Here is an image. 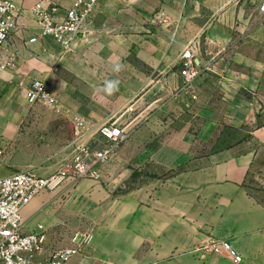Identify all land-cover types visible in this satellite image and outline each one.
I'll return each mask as SVG.
<instances>
[{"label": "crops", "instance_id": "0c3cea01", "mask_svg": "<svg viewBox=\"0 0 264 264\" xmlns=\"http://www.w3.org/2000/svg\"><path fill=\"white\" fill-rule=\"evenodd\" d=\"M38 1L15 0L30 29L9 41L16 67L0 71V178L48 176L60 163L54 152L64 151L65 165L77 119L96 148L107 122L127 134L98 180L42 193L22 210L23 232L46 237L40 260L91 233L70 264H234L196 255L204 238L230 242L239 264H264V0H102L69 50L50 37L27 43ZM188 46L200 69L196 100L180 89ZM116 63L119 91L107 96ZM35 79L55 108L28 104ZM53 130L64 147L23 142ZM246 133L255 147H246Z\"/></svg>", "mask_w": 264, "mask_h": 264}, {"label": "built area", "instance_id": "2783aa9c", "mask_svg": "<svg viewBox=\"0 0 264 264\" xmlns=\"http://www.w3.org/2000/svg\"><path fill=\"white\" fill-rule=\"evenodd\" d=\"M63 0H41L31 9L35 17L36 33L27 43L34 44L43 37H50L63 49L69 50L73 37L88 33V23L102 0H69V7L64 8ZM65 10V11H64ZM264 12V1L260 6ZM22 8L15 0H0V71L12 70L16 67V52L9 47L14 34L24 29L20 25ZM200 75L195 63V53L191 46L185 48L181 56V90L197 99L193 84ZM40 85V87H36ZM29 105L45 104L56 107L54 96L46 83L35 79L27 89ZM84 123L77 119V137L72 141L74 153L69 161L48 176H38L30 172L20 171L0 178V264H70L81 250L92 241V234L75 233L71 245L53 250L45 257L48 247L43 234L23 232L22 210L36 197L45 192H55L69 183L75 184L83 179L98 180L103 166L115 153L116 149L127 139L122 125L116 121L103 124L97 131L98 147L89 145L84 140ZM199 256L220 255L230 259L234 264L242 262V256L230 242L222 239L204 238L193 249Z\"/></svg>", "mask_w": 264, "mask_h": 264}, {"label": "rangeland", "instance_id": "374dc122", "mask_svg": "<svg viewBox=\"0 0 264 264\" xmlns=\"http://www.w3.org/2000/svg\"><path fill=\"white\" fill-rule=\"evenodd\" d=\"M49 110H51V109H49ZM73 123H74V121H73ZM75 131H76V122L74 123V133L72 135H71V133L68 134V140L71 141V140H74L77 137V132H75ZM54 132L55 131L53 130L52 135H49V134L40 135L39 133H37L36 136H30V137H28V136L24 137L23 136L22 137L23 138V142L26 143V146H29L27 144H35L36 145L35 147H43V145H44V143L46 141H50L51 143L54 144V147H64V136L56 135ZM227 134H228L227 136L229 137L230 133L228 132ZM223 137L225 139L226 135L223 136ZM34 138H35V142H33ZM245 144H246V147H255L257 145V143L255 142L254 138L252 136L248 135L247 133L245 134ZM37 154H40V153H37ZM53 155H54V160L58 159L59 162H60L58 165H56V167L54 169V170H58L59 168H61L64 165V151L54 152ZM61 190L62 189H59V190H57L54 193H56L59 196L60 193H64V190L63 191H61ZM59 204H61V202H59Z\"/></svg>", "mask_w": 264, "mask_h": 264}, {"label": "clouds", "instance_id": "9594fccd", "mask_svg": "<svg viewBox=\"0 0 264 264\" xmlns=\"http://www.w3.org/2000/svg\"><path fill=\"white\" fill-rule=\"evenodd\" d=\"M2 38H3V34H2V32H0V39H2ZM122 70H123V66L119 63H116L113 66L112 71H113V73L117 74V78L106 80L104 82L103 88H102V91L107 96H112L119 91V86H120L121 80L118 78V74ZM36 87L39 88L40 85H36Z\"/></svg>", "mask_w": 264, "mask_h": 264}]
</instances>
